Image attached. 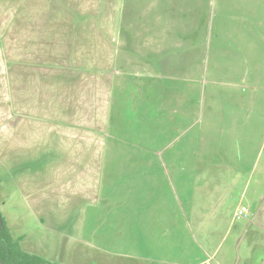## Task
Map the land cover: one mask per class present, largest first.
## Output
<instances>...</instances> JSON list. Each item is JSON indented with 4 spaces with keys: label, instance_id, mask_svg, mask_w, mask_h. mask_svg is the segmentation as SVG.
<instances>
[{
    "label": "crops",
    "instance_id": "crops-1",
    "mask_svg": "<svg viewBox=\"0 0 264 264\" xmlns=\"http://www.w3.org/2000/svg\"><path fill=\"white\" fill-rule=\"evenodd\" d=\"M140 1L129 3L134 23L119 14L126 0H0V205L14 237L17 214L28 211L38 232L20 234L21 244L49 262L212 264L220 247L194 241L163 181L173 177L165 160L123 158L129 144L115 138L129 101L139 114L156 109L141 75L155 70L166 31ZM260 43L252 68L264 71ZM128 44L137 47L128 53ZM255 76L259 85L264 72Z\"/></svg>",
    "mask_w": 264,
    "mask_h": 264
},
{
    "label": "rangeland",
    "instance_id": "rangeland-1",
    "mask_svg": "<svg viewBox=\"0 0 264 264\" xmlns=\"http://www.w3.org/2000/svg\"><path fill=\"white\" fill-rule=\"evenodd\" d=\"M134 1L126 0L123 7ZM140 4L149 5L144 18L159 15L160 31L166 35L155 70L146 68L141 75L155 90L147 94L155 96L156 109L145 104L139 114L130 110L137 102L129 101L127 129L115 133L119 142L129 144L131 155L123 158L165 160L173 177L164 172L163 181L176 195L175 207L182 206L189 215L194 241L207 248L220 245L215 261L226 257L225 264H264V117L261 121L257 111L262 106L264 115V102L255 106L251 101L264 95V80L255 84L256 72L264 71L252 68L262 59L252 57L260 41L264 50V38L255 37H264V0ZM120 10L125 18L139 15L136 7ZM128 46V53L137 47ZM132 145L139 146L140 155ZM147 181L143 180L144 189ZM241 207L249 211L247 219L235 217ZM0 210L4 219L9 218L1 205ZM34 232L38 230L28 224V211L17 214L15 238ZM21 248L28 252L26 244Z\"/></svg>",
    "mask_w": 264,
    "mask_h": 264
},
{
    "label": "trees",
    "instance_id": "trees-1",
    "mask_svg": "<svg viewBox=\"0 0 264 264\" xmlns=\"http://www.w3.org/2000/svg\"><path fill=\"white\" fill-rule=\"evenodd\" d=\"M23 237L15 238L6 220L0 221V264H53L46 259L28 254L21 248Z\"/></svg>",
    "mask_w": 264,
    "mask_h": 264
},
{
    "label": "built area",
    "instance_id": "built-area-1",
    "mask_svg": "<svg viewBox=\"0 0 264 264\" xmlns=\"http://www.w3.org/2000/svg\"><path fill=\"white\" fill-rule=\"evenodd\" d=\"M249 211L245 207H241L237 209L235 213V217L238 219H247L248 218Z\"/></svg>",
    "mask_w": 264,
    "mask_h": 264
},
{
    "label": "water",
    "instance_id": "water-1",
    "mask_svg": "<svg viewBox=\"0 0 264 264\" xmlns=\"http://www.w3.org/2000/svg\"><path fill=\"white\" fill-rule=\"evenodd\" d=\"M1 219H2V215H1V210H0V221H1Z\"/></svg>",
    "mask_w": 264,
    "mask_h": 264
}]
</instances>
